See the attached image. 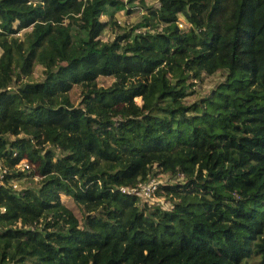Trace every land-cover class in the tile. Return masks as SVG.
I'll use <instances>...</instances> for the list:
<instances>
[{
  "label": "trees",
  "instance_id": "1",
  "mask_svg": "<svg viewBox=\"0 0 264 264\" xmlns=\"http://www.w3.org/2000/svg\"><path fill=\"white\" fill-rule=\"evenodd\" d=\"M157 2L0 0V264H264V0Z\"/></svg>",
  "mask_w": 264,
  "mask_h": 264
},
{
  "label": "rangeland",
  "instance_id": "2",
  "mask_svg": "<svg viewBox=\"0 0 264 264\" xmlns=\"http://www.w3.org/2000/svg\"><path fill=\"white\" fill-rule=\"evenodd\" d=\"M126 4L124 5L123 9H110L108 14L105 15L104 19L106 21L109 22L107 28L105 29L102 38L106 41L108 40H113L115 38V36L118 33H124L127 31H130L132 28H137L136 26L144 23L145 22V16L148 15V8L150 6H158V2L157 0H145V2H142V0H125ZM114 13V17L113 20L111 19V15ZM181 22L183 21V18H180ZM180 22V26H184V27H188L189 25L185 24V23H181ZM116 23V25H114ZM140 30V29H137ZM19 36H21L23 38L24 34L23 32H20L18 34ZM0 54H1V50H0ZM39 67H37L36 69V73H35V77L36 79H40V77H42V74L39 71ZM223 75L221 74H217L215 76H205L203 78V80L199 81L198 83V87L197 90H199V94L198 95H203V94H207L210 90H212L213 88L216 87V85L223 80ZM113 78L112 77H99L98 79V83L100 86H109L111 85V83L113 82ZM81 88L77 85H75L73 87V90L71 91V98L72 101L75 104H79L80 100H81ZM197 96L193 95L190 97V101H193ZM137 102L139 104H142V99L141 98H137ZM28 163V162H27ZM32 172L36 171L37 165L32 164ZM35 179H37V177H39L38 174L34 175ZM169 179V176L167 174H162L161 178H154V180L160 182V183H164L167 182V180ZM25 183V181H24ZM20 184H22V182L17 183V188L21 189ZM16 185V184H15ZM62 199L64 200V202L70 206L73 207V202L70 200L69 197L67 196H62ZM150 205L153 204H157L159 199L157 197L153 198H149L146 199ZM81 217V214H78Z\"/></svg>",
  "mask_w": 264,
  "mask_h": 264
},
{
  "label": "built area",
  "instance_id": "3",
  "mask_svg": "<svg viewBox=\"0 0 264 264\" xmlns=\"http://www.w3.org/2000/svg\"><path fill=\"white\" fill-rule=\"evenodd\" d=\"M25 169H29L31 167V165L27 162H25L23 164ZM158 188V184L155 181H151L147 184L144 183H139L138 187H134V188H124L123 191H130L131 193H135L137 192L139 189L142 190L145 199H149V198H153L155 199V197L157 196L156 194V190ZM140 190V192H141ZM147 201V200H146ZM148 202V201H147Z\"/></svg>",
  "mask_w": 264,
  "mask_h": 264
},
{
  "label": "clouds",
  "instance_id": "4",
  "mask_svg": "<svg viewBox=\"0 0 264 264\" xmlns=\"http://www.w3.org/2000/svg\"><path fill=\"white\" fill-rule=\"evenodd\" d=\"M186 24V23H185ZM188 25V24H187Z\"/></svg>",
  "mask_w": 264,
  "mask_h": 264
}]
</instances>
